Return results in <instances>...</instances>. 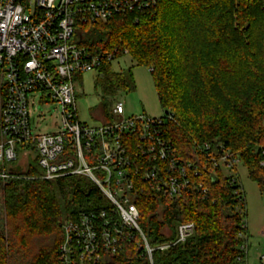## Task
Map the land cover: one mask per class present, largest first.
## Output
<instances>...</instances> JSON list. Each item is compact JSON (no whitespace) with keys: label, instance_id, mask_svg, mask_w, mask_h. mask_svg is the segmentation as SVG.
Instances as JSON below:
<instances>
[{"label":"trees","instance_id":"obj_1","mask_svg":"<svg viewBox=\"0 0 264 264\" xmlns=\"http://www.w3.org/2000/svg\"><path fill=\"white\" fill-rule=\"evenodd\" d=\"M77 34L92 54L111 55L95 70L101 121L113 119L111 100L134 88L131 70L112 66L128 55L149 69L163 110L162 135L179 158L195 160L204 144L211 154L222 146L264 189V0H157L141 12L81 25ZM200 159V189L175 199L148 190L133 198L152 246L173 241L178 224L193 225L184 242L153 251L152 264H236L243 255V190L211 160ZM30 165L26 174L33 176ZM108 208L99 190L78 176L0 182V264H60L63 221ZM95 264L150 262L125 242L115 253L101 251Z\"/></svg>","mask_w":264,"mask_h":264},{"label":"built area","instance_id":"obj_2","mask_svg":"<svg viewBox=\"0 0 264 264\" xmlns=\"http://www.w3.org/2000/svg\"><path fill=\"white\" fill-rule=\"evenodd\" d=\"M156 1L0 0V182L78 176L91 182L109 204L107 210L80 212L63 221L60 264H95L101 251L115 253L125 242L133 243L152 264L153 251L184 242L193 233L191 223L178 224L173 241L150 245L133 198L148 190L175 199L200 189L203 182L195 180L202 175L200 157L238 183L237 155L222 146L211 154L204 144L200 156L183 161L162 135L161 116L128 115L116 102L110 121L87 124L78 117L77 78L95 71L101 58L111 60V55L92 54L79 42L77 29L105 23L116 14L144 11ZM49 104L58 109L57 119L53 130L41 131L38 106ZM29 162L37 171L33 176L26 174ZM238 237L243 255L236 264H247V234L239 232ZM256 264H264V255Z\"/></svg>","mask_w":264,"mask_h":264},{"label":"rangeland","instance_id":"obj_3","mask_svg":"<svg viewBox=\"0 0 264 264\" xmlns=\"http://www.w3.org/2000/svg\"><path fill=\"white\" fill-rule=\"evenodd\" d=\"M117 71L131 70L134 88L129 92H122L111 100V104L121 102L125 113H144L149 117H160V108L154 91L149 69L136 66L128 55L112 63ZM95 71H87L77 78L75 85L76 105L78 117L87 124L99 123L100 108L103 104L100 93L95 89ZM38 114L42 115L39 123L41 131L53 130V122L57 119L58 109L54 104L38 106ZM264 164V163H263ZM237 181L240 184L245 200L244 225L247 230V264H256L258 257L264 255V189L247 176L241 162L236 166Z\"/></svg>","mask_w":264,"mask_h":264},{"label":"water","instance_id":"obj_4","mask_svg":"<svg viewBox=\"0 0 264 264\" xmlns=\"http://www.w3.org/2000/svg\"><path fill=\"white\" fill-rule=\"evenodd\" d=\"M167 113V111H164V114H166Z\"/></svg>","mask_w":264,"mask_h":264}]
</instances>
